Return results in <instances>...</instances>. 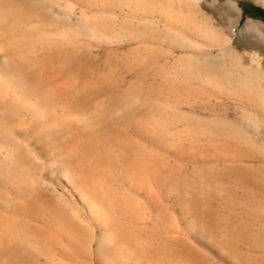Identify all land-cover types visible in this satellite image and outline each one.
Instances as JSON below:
<instances>
[{"label": "bare ground", "instance_id": "6f19581e", "mask_svg": "<svg viewBox=\"0 0 264 264\" xmlns=\"http://www.w3.org/2000/svg\"><path fill=\"white\" fill-rule=\"evenodd\" d=\"M37 1L0 0V264H264V197L231 193L226 181L264 189L263 146L200 100L210 88L264 112L261 72L233 76L197 53L166 52L150 71L162 51L144 42H226L193 0ZM74 3L85 8L70 23ZM162 12L169 29L149 20ZM114 27L138 41L122 49L121 68L137 72L119 94L108 93L118 66H83L81 45L30 59Z\"/></svg>", "mask_w": 264, "mask_h": 264}, {"label": "rangeland", "instance_id": "374dc122", "mask_svg": "<svg viewBox=\"0 0 264 264\" xmlns=\"http://www.w3.org/2000/svg\"><path fill=\"white\" fill-rule=\"evenodd\" d=\"M193 1L197 3L198 7H200L199 9L201 12L199 14V18L202 19L203 16H205L208 19L209 23L213 25V27H215L221 31L226 42L224 44H215V43H212L208 39V37H206L207 39H205V38L198 39V38L191 36V35L186 36L187 38H185V40L187 39V41H189L191 43L190 47H193V48H189V49L188 48L187 49L182 48L181 46H178L175 44L173 45V44L164 43L161 45L159 44V46H158V45H155L153 43H152L153 44L152 45L148 42H144V43H142L143 46L145 45V47H149L150 49L159 50L160 53L162 51V54L156 55L155 59L158 61V63L155 60L156 62L154 61V63H156V65H154V63H152L153 65L151 64L149 66L150 71L153 72L154 70L157 69V66L159 67V65L164 63L166 61L165 57L167 55H168L167 57L171 58V57H180L182 55L187 56L190 54L192 55V54L197 53L196 55H193V56H195L194 59L196 62H198V64L203 63L202 65H204V66L210 64V65H213L216 67L218 66L220 69H226L227 68L228 70L232 71L233 76L237 75L239 72L242 73L245 68L250 69L254 73L255 72H259V73L261 72V74L263 76L257 77L256 81H254V82L256 83L257 87L260 85L261 88H264V0H193ZM37 2H39L40 4H44V3H48L49 1L48 0H44V1L38 0ZM64 3H65V0L61 4V7L64 5ZM77 4L78 3L73 4V6L74 7L76 6V8H77V9L74 8L75 10L73 12L76 11L77 13L75 12L73 15L71 13V16L69 15V17L66 19L70 23L71 22L74 23L77 19H79L81 8H85L84 6L79 7V6H82V5H80V3L78 4V7H77ZM48 5H49V3H48ZM51 6H52L51 10L53 12H57V11H59L58 9H60V8H58L60 5L57 7H54L55 3H54V5H51ZM94 7H96V5H94V6L92 5L90 7L92 10L90 8L89 9L86 8V9L88 12H90V10L91 11H97V9ZM61 10L62 9H60V12H58V13H61L62 12ZM78 16H79V18H78ZM118 16H120V15H118ZM165 17H166V15L163 14V12H162V13H160V15H157L154 18H150L149 20H151L152 23L157 25L160 29H162L164 27L166 29H169L168 23L170 22L171 18H169L168 16H167V18H165ZM173 20L174 19H171V21H173ZM59 25H60L59 27H56V26L53 27V28H57V30L53 29V28L52 29H46V31L44 33H53V32L60 31V29L62 30L64 28V26H61L62 24H59ZM47 30H48V32H47ZM110 31H106L105 33L103 32L104 33L103 36L101 35V33H100V36H99V34L97 36L96 33L93 36L91 35L93 33H86V34H80V35L78 34L77 37H74L75 40H73V39H72V41L66 40V41H64V43L61 40H60L61 42L58 40L59 43H54V44H51L49 46H43L42 49H40L37 52H34V55L32 54L30 56V59L38 62V61L42 60V56L45 55V53H47L50 50L57 48V47H61V46L65 47L64 46L65 44H66V47L69 44H70V46L72 44L81 45L80 49H82V50H80V52L78 50L79 48L76 47V49L78 48L76 50V52H77L76 57L78 60L80 59L79 62L83 66H86V62H87L88 67H91V68L94 67V69H101L102 68L104 70H107L109 67H111L112 69H115L118 66L115 69L116 71L114 70V72L116 73V77H118L117 78L118 79L117 84L119 82H121L119 84V87L120 86L121 87L118 90H116V92H115V86H116V89L118 88V85L116 84L111 89V91H109L108 93L110 95L119 94L123 90V88L125 87L127 82L131 78H133L134 77L133 75H135L137 72V71L136 72L132 71L133 72L132 73V72H128L126 70L123 71L124 68L123 69L121 68V67H123L121 62H123V59H124V58H122L124 48H126L128 45L135 44L137 40L134 41L135 43H132L133 41H130V40H133V39L118 38L117 35L115 34V31H116V33L118 32L119 34L120 33L122 34V32L120 31L119 28L114 27V29L112 30L113 33ZM110 33L112 34L113 39H112V36H111V38L110 37H108V38L104 37L106 35H110ZM114 34L116 35V37L114 36ZM95 35H96V37H95ZM101 36L104 37V39L103 38L100 39ZM114 37H115V39H114ZM108 39H111V41L109 40L110 42H108ZM119 39L126 41V42H124L121 40L125 44L121 43V41ZM104 40H105V42H102ZM127 40H129V41H127ZM72 42H74V43H72ZM128 43H130V44H128ZM71 47H74V46H71ZM116 51H120V52H116ZM165 52L167 53V55H165L166 54ZM183 61H187L186 58L183 59ZM88 62L91 63L90 64L91 66L89 65ZM111 65H113L114 67ZM98 67H100V68H98ZM241 68H243V69H241ZM151 77L157 79L158 81L161 79L160 75L155 76V75H151V73H150V74H148V77H147L148 82H150L148 79ZM252 77L255 79V75ZM125 81H126V83H125ZM257 82H260V83H258L259 85H257ZM122 83H124V84H122ZM111 92H112V94H111ZM205 93L207 95L211 94L210 95L212 97V98H210L211 101L206 99V98H209V96H206V94H203L204 98L202 97L201 94H198V95L200 97H202V98H200V100L202 99V101H203L205 99V102L203 101V103H205V105L204 104L203 105L206 107V112L208 111L207 113L210 112L209 114L211 116L219 115L221 118L223 117V119H225L226 121L231 122V124H233L234 126L237 125L239 129H241L246 135L248 134V136L252 140L254 139V141L257 144L263 146V149H264V112L260 111L261 108L259 109L256 106H253V108H252V105H254V104L250 100L249 101L251 102L252 105H248V103L250 104V102L249 101L246 102V99H244V101H242L243 98L240 99V97H238V95H233V94L231 95V93L228 94L226 92H219V91L212 90L210 88H208V89L206 88ZM206 100H208V101H206ZM208 103H210V104H208ZM197 105L198 106L195 105V107H196L195 109L199 108V106H200V104H197ZM256 108H257V110H255ZM211 110H213V111H211ZM213 113H215V114L213 115ZM232 142L229 143V142L225 141L226 144L228 143L227 144L228 146L229 145L232 146L231 148L235 149L234 145H236V147H237L236 149L239 150L240 149L239 147L242 148L244 145L245 148H242V150H246V148H247V150L249 149L248 147H246V144H244V142H240L241 144L239 142H236V141H234V143H232ZM239 144L242 146H240ZM255 159L256 160L253 159L251 162H253V164L257 165L258 160L261 159V157L259 155L258 156L256 155ZM244 162L246 163L247 160L245 159ZM226 181L229 184L228 190L232 187V189H230V191H229L231 193H236L237 195H240V196H250V194L253 195L255 193L253 196H255V197L258 196V197H256L258 199H261L264 197V189L263 188H260V187L255 186V185H254V187L253 186H245L244 187V185L238 186L239 184H237V182H235L236 177L234 175H226ZM234 182H235V184H234ZM234 185L236 188L234 187ZM239 187H243V188L239 189ZM249 187L251 188V191L248 190V189H250ZM245 188H247V189H245Z\"/></svg>", "mask_w": 264, "mask_h": 264}]
</instances>
